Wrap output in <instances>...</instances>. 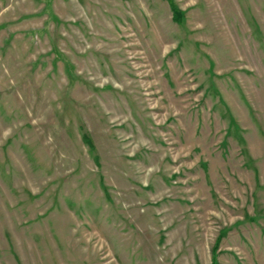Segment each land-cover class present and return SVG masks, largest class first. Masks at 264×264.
<instances>
[{"label": "rangeland", "instance_id": "rangeland-1", "mask_svg": "<svg viewBox=\"0 0 264 264\" xmlns=\"http://www.w3.org/2000/svg\"><path fill=\"white\" fill-rule=\"evenodd\" d=\"M0 0V264H264V0Z\"/></svg>", "mask_w": 264, "mask_h": 264}, {"label": "trees", "instance_id": "trees-1", "mask_svg": "<svg viewBox=\"0 0 264 264\" xmlns=\"http://www.w3.org/2000/svg\"><path fill=\"white\" fill-rule=\"evenodd\" d=\"M171 7H172V10L174 12V18L177 22H180L182 20V15L180 12H178L176 9H175V6L173 5L172 1L171 0H168Z\"/></svg>", "mask_w": 264, "mask_h": 264}]
</instances>
